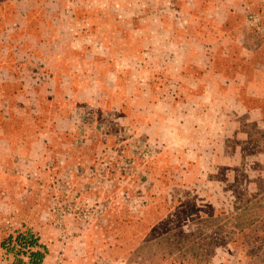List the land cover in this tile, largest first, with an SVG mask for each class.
<instances>
[{"label": "rangeland", "instance_id": "rangeland-1", "mask_svg": "<svg viewBox=\"0 0 264 264\" xmlns=\"http://www.w3.org/2000/svg\"><path fill=\"white\" fill-rule=\"evenodd\" d=\"M21 225L48 264H264V0H0Z\"/></svg>", "mask_w": 264, "mask_h": 264}, {"label": "trees", "instance_id": "trees-1", "mask_svg": "<svg viewBox=\"0 0 264 264\" xmlns=\"http://www.w3.org/2000/svg\"><path fill=\"white\" fill-rule=\"evenodd\" d=\"M40 241L31 228L21 225L3 239L1 248L12 257L9 264H44L49 251ZM25 257L29 259L28 263H25Z\"/></svg>", "mask_w": 264, "mask_h": 264}, {"label": "crops", "instance_id": "crops-1", "mask_svg": "<svg viewBox=\"0 0 264 264\" xmlns=\"http://www.w3.org/2000/svg\"><path fill=\"white\" fill-rule=\"evenodd\" d=\"M225 9H226V7H224ZM3 232H5L4 233V235L5 236H3L2 235V237L0 238V246H1V242L3 241V239L6 237V236H8V235H10L11 233H9V232H6V230L4 229V227L3 226H1L0 227V233H3ZM42 244H43V242H42ZM45 245V244H44ZM50 260V255H48L46 258H45V261H44V264H48V261Z\"/></svg>", "mask_w": 264, "mask_h": 264}, {"label": "built area", "instance_id": "built-area-1", "mask_svg": "<svg viewBox=\"0 0 264 264\" xmlns=\"http://www.w3.org/2000/svg\"><path fill=\"white\" fill-rule=\"evenodd\" d=\"M24 260H25V263L29 262V259L27 257H25Z\"/></svg>", "mask_w": 264, "mask_h": 264}]
</instances>
